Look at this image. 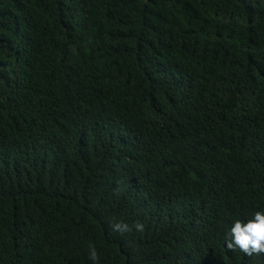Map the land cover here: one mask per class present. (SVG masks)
<instances>
[{"label":"trees","instance_id":"1","mask_svg":"<svg viewBox=\"0 0 264 264\" xmlns=\"http://www.w3.org/2000/svg\"><path fill=\"white\" fill-rule=\"evenodd\" d=\"M256 212L264 0H0V264H264Z\"/></svg>","mask_w":264,"mask_h":264},{"label":"clouds","instance_id":"2","mask_svg":"<svg viewBox=\"0 0 264 264\" xmlns=\"http://www.w3.org/2000/svg\"><path fill=\"white\" fill-rule=\"evenodd\" d=\"M114 227L122 231L127 230V225L118 224ZM136 228L141 229L142 225L137 224ZM230 234L232 240L227 244L229 248L235 244L245 251L251 246L253 250L258 249L259 251L264 252V213H254L252 219L243 225L239 221L234 222L230 228ZM90 258L92 259L93 264H95V251L91 252Z\"/></svg>","mask_w":264,"mask_h":264}]
</instances>
